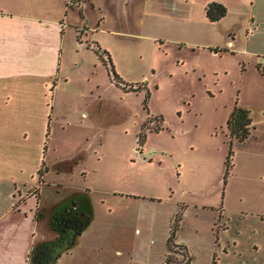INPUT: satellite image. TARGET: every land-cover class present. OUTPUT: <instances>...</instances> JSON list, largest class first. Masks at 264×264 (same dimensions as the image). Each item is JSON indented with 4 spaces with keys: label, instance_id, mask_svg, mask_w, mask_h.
I'll return each mask as SVG.
<instances>
[{
    "label": "rangeland",
    "instance_id": "obj_1",
    "mask_svg": "<svg viewBox=\"0 0 264 264\" xmlns=\"http://www.w3.org/2000/svg\"><path fill=\"white\" fill-rule=\"evenodd\" d=\"M100 2L106 5L100 16L98 8L88 9L89 27L100 23L106 30L97 27L78 41L68 38L62 52L48 124V163L55 165L48 180L53 182L42 201L49 207L54 199L88 189L93 217L84 238L97 239L93 229L113 226L105 232L104 254L117 245L128 252L124 264H151L174 207L167 199L217 205L225 192L228 206H251L253 192L264 187L256 179V162L264 156L254 144L230 143L226 128L235 104L254 105L264 98V76L243 66L238 53L197 51L168 40L190 39L165 24L168 14L192 8L190 2L132 0L125 7L119 0ZM115 16L127 34L109 32ZM80 41L97 43L95 49L107 65L109 57L113 70ZM230 147L233 169L225 180ZM101 244L95 241L86 252L100 254ZM196 249L195 264H207L210 247L199 243ZM184 253L179 262L186 264Z\"/></svg>",
    "mask_w": 264,
    "mask_h": 264
},
{
    "label": "crops",
    "instance_id": "obj_2",
    "mask_svg": "<svg viewBox=\"0 0 264 264\" xmlns=\"http://www.w3.org/2000/svg\"><path fill=\"white\" fill-rule=\"evenodd\" d=\"M123 1L119 0L118 6L132 2ZM175 1L190 2L193 7L182 15L168 14L165 24L190 39L168 40L197 51L238 53L243 66L245 62L264 76V0ZM212 2L226 8V14L214 22L205 11ZM105 7L100 0H0V264H124L122 256L128 255L114 244L112 254H104L108 247L103 241L105 232L113 226L93 229L97 239L88 240L84 236L90 221L82 230L77 228V218L60 229L50 224L60 207L71 212L89 205L93 217L88 189L75 191L67 199H54L49 207L42 201L44 189L53 182L48 180V172L55 166L48 163V124L62 52L68 38L78 41L97 27L106 30L100 23L89 27L88 16V9L98 8L96 15L100 16ZM112 21L109 32L128 33L118 24L117 16ZM88 42L80 44L97 57V43ZM239 106L251 111L252 129L244 142L232 141L254 144L264 156V98L254 105ZM256 163L260 170L256 179L263 182L264 158ZM141 196L131 195L160 203L155 197ZM251 196L252 205L242 207L228 206L225 192L217 205L184 197L167 199L174 207L167 217L164 244L156 257L152 255L155 261L151 264H164L169 255L180 261V251L185 252L186 264H195L199 243L210 247L207 264H264V187ZM178 212L180 220L172 239L177 246L171 252L167 240ZM135 231L141 232L139 227ZM111 236L108 233V238ZM95 241H102V249L97 250L100 254L86 252Z\"/></svg>",
    "mask_w": 264,
    "mask_h": 264
},
{
    "label": "trees",
    "instance_id": "obj_3",
    "mask_svg": "<svg viewBox=\"0 0 264 264\" xmlns=\"http://www.w3.org/2000/svg\"><path fill=\"white\" fill-rule=\"evenodd\" d=\"M205 11H206V17L211 22L218 21L226 14V8L222 4L217 3V2L209 3L206 6ZM97 50L98 49H94L95 53L98 55L102 63L106 67H109L110 70H113L111 67L112 63L109 57H107L109 61V64L107 65L106 60L101 56V54ZM104 54H106V52H104ZM162 119L163 118L160 117L157 120L161 123ZM226 128L228 130V133L231 139L230 143H232V140L244 142L249 137L250 131L252 129L251 111L246 107H242V106L235 104L231 112L228 115V118L226 121ZM232 159H233V151H232V148L230 147L227 153V156L225 158V163H224L225 164V170H224L225 180L231 173V170L233 167ZM71 215H75V219L76 218L79 219L77 221L79 223L77 228L78 230H82L89 223L91 219L90 206L89 205H86V207L80 206L78 209L71 211V212H68L66 207H60L51 216L50 224L60 229L63 225L66 224V222L71 221L69 220L70 219L69 216ZM179 220H180V212H178L175 216V221L172 223L170 227V235L167 240V244L171 252H173L174 247L177 246V245H174L172 239H173L174 231L177 227ZM172 259L173 257L169 255L166 257L164 263L165 264H183L182 262H179V261L175 263L172 261Z\"/></svg>",
    "mask_w": 264,
    "mask_h": 264
},
{
    "label": "flooded vegetation",
    "instance_id": "obj_4",
    "mask_svg": "<svg viewBox=\"0 0 264 264\" xmlns=\"http://www.w3.org/2000/svg\"><path fill=\"white\" fill-rule=\"evenodd\" d=\"M69 220H71V221H73V220H75V215H71V216H69Z\"/></svg>",
    "mask_w": 264,
    "mask_h": 264
},
{
    "label": "built area",
    "instance_id": "obj_5",
    "mask_svg": "<svg viewBox=\"0 0 264 264\" xmlns=\"http://www.w3.org/2000/svg\"><path fill=\"white\" fill-rule=\"evenodd\" d=\"M165 264V263H164Z\"/></svg>",
    "mask_w": 264,
    "mask_h": 264
}]
</instances>
